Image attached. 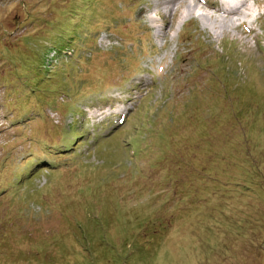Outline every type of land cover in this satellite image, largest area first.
<instances>
[{
  "label": "rangeland",
  "instance_id": "374dc122",
  "mask_svg": "<svg viewBox=\"0 0 264 264\" xmlns=\"http://www.w3.org/2000/svg\"><path fill=\"white\" fill-rule=\"evenodd\" d=\"M196 1L0 0V264H264V0Z\"/></svg>",
  "mask_w": 264,
  "mask_h": 264
},
{
  "label": "bare ground",
  "instance_id": "6f19581e",
  "mask_svg": "<svg viewBox=\"0 0 264 264\" xmlns=\"http://www.w3.org/2000/svg\"><path fill=\"white\" fill-rule=\"evenodd\" d=\"M230 3H236L238 4V6H233V5H226V6H222L223 3H221V5L219 3H217V1L214 0H203V3H206L207 6H211L213 8H216V10L219 9V11H221L222 13L229 14L232 12H238L239 10H241L242 8H247V1L248 0H229ZM196 6H201L200 4L202 3L200 0L196 1ZM212 4V5H211ZM219 7V8H217Z\"/></svg>",
  "mask_w": 264,
  "mask_h": 264
}]
</instances>
